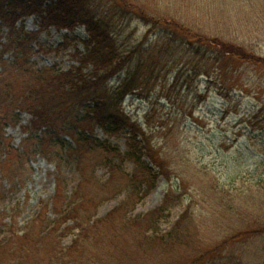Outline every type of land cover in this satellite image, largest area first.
I'll use <instances>...</instances> for the list:
<instances>
[{
	"label": "rangeland",
	"instance_id": "374dc122",
	"mask_svg": "<svg viewBox=\"0 0 264 264\" xmlns=\"http://www.w3.org/2000/svg\"><path fill=\"white\" fill-rule=\"evenodd\" d=\"M136 1L149 18L167 17L155 32L137 19L124 31L149 36L156 51L124 107L147 130L163 163L158 174L147 170L148 153L145 162L131 155L128 132L100 126L94 135L119 152L23 156L31 116L22 112L18 122L0 123V240L12 216L29 228L40 217L68 229L64 245L79 232H72L76 224L87 228L72 258L79 264H212L222 256L226 264H264V0ZM22 25L38 33L34 68L79 65L84 27L42 29L36 15ZM160 29H175L191 44L173 54ZM11 147L21 152L9 155ZM240 230L251 232L245 242L221 248Z\"/></svg>",
	"mask_w": 264,
	"mask_h": 264
},
{
	"label": "trees",
	"instance_id": "16d2710c",
	"mask_svg": "<svg viewBox=\"0 0 264 264\" xmlns=\"http://www.w3.org/2000/svg\"><path fill=\"white\" fill-rule=\"evenodd\" d=\"M29 15L40 18L42 29L54 26L73 32L81 26L85 28L87 37L84 51L77 55L78 66L68 71L34 68L31 59L38 33L25 32L24 25L19 27ZM147 15L144 4L136 0H0V123H16L22 112L31 116L29 124L23 126L28 134L23 156L32 151L48 155L53 150L60 157L63 152L69 153L71 158H81L94 150L119 152L94 135L95 126H100L111 135L128 132L133 145L131 155L137 156L138 162H145L142 158L148 153L154 168L146 163L147 170L153 176L158 174L155 168L163 163L152 155L147 130L124 107L127 97L137 93L141 77L151 67L149 63L156 60L149 36L136 39L134 35L125 36L124 31L137 19L149 27V32H155L161 18L167 19ZM3 26L8 29L6 34L1 30ZM159 31H163L160 37L166 36L172 42L169 52L173 54L184 44H191L190 40L179 38L175 29ZM201 50L197 46V53ZM9 53L10 57L4 59ZM88 67H92L91 71H85ZM20 152L12 147L8 150L9 155ZM11 172L17 174L15 167ZM42 223L39 217L32 227H20L17 217L12 216L7 235L0 240V264H79L72 258L87 228L76 224L72 232H79L74 234L71 245H64L61 239L68 229L62 230L59 220ZM249 233L237 231L221 248L245 242ZM226 259L222 256L212 264H226Z\"/></svg>",
	"mask_w": 264,
	"mask_h": 264
}]
</instances>
